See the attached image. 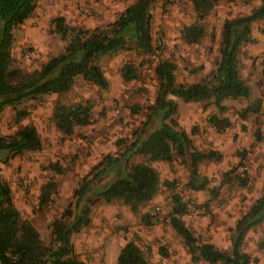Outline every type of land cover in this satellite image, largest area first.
Returning <instances> with one entry per match:
<instances>
[{"label":"rangeland","instance_id":"rangeland-1","mask_svg":"<svg viewBox=\"0 0 264 264\" xmlns=\"http://www.w3.org/2000/svg\"><path fill=\"white\" fill-rule=\"evenodd\" d=\"M102 1L81 0L73 7L68 5L70 0H37L33 14L13 29L12 67L25 75L38 70L65 45V40L54 31L53 19L63 16L66 24L75 26L71 23L75 15L97 17L102 15L99 7L105 11L110 8ZM118 1L125 8L134 0ZM260 3L261 0H221L205 17L206 34L201 42L187 45L180 35L181 29L195 19L192 3L189 0H155L151 12L153 42L158 48L156 56L134 50L103 56L99 63L108 82L106 89L78 78L66 93L40 95L21 103L18 108H25L28 114L19 124L15 122L12 107L0 113L1 134H11L20 126L33 124L42 139L40 151L22 152L5 163L0 162V173L10 185L15 207L37 228L45 244L51 240L52 221L73 202L74 190L83 176L106 156L119 155L125 142L135 136L146 120L158 87L153 72L157 57L176 63L177 82L191 83L207 77L218 59L223 21L247 14ZM113 15L104 18L101 25L77 27L105 26L117 18ZM252 36L254 41L242 45L239 53L240 74L251 88L248 98L225 99L223 111L212 100L185 102L174 98L178 103L177 123L188 132L194 146L202 151L214 149L221 153L218 161L199 163L200 175L206 176L211 186H217L223 173L235 168L239 174L245 171L250 182L241 186L234 180L221 187L217 198L210 199L207 191H191L185 187L189 170L181 158L172 162H152L161 181H174V188L162 185L156 196L136 213L120 200L98 201L92 207L91 221L100 226L91 233L100 231L102 239L83 241L81 234L85 227L72 236L75 253L84 264H113L117 251L128 238L137 241L149 264H209L193 262L188 247L170 226L173 193L180 194L186 202L187 212L181 218L197 240L211 242L221 249L229 247L236 221L264 192V20L253 23ZM125 63H134L137 67V77L128 82L123 80L120 71ZM258 98L262 100L261 112L242 120L238 111ZM79 102L91 105L90 123L77 126L69 136L64 135L54 124V106ZM211 115L225 117L231 125L218 130L208 121ZM141 160L142 156L135 155L129 163ZM53 163L59 165L60 171L50 167ZM110 176L102 175L96 186H102ZM47 181L55 182L56 188L52 200L41 206L38 196ZM145 213L152 216L150 224L142 221ZM261 241H264V220L248 231L242 244L252 264H264V249L258 246ZM99 242L102 243L99 245ZM161 249H165L166 256L161 254Z\"/></svg>","mask_w":264,"mask_h":264},{"label":"trees","instance_id":"trees-1","mask_svg":"<svg viewBox=\"0 0 264 264\" xmlns=\"http://www.w3.org/2000/svg\"><path fill=\"white\" fill-rule=\"evenodd\" d=\"M189 1L195 19L181 29L180 37L185 44L195 45L206 34L205 17L221 0ZM154 2L134 0L114 21L93 28L69 26L63 16H56L53 19L54 31L65 40L63 50L49 57L38 70L25 75L20 69L12 67L13 29L33 14L37 0H0V113L6 107H12L15 122L19 124L28 114L25 108H18L21 103L40 95L66 93L78 78L106 89L108 82L99 63L103 56L126 50L156 56L158 48L153 42L151 12ZM260 20H264V0L247 14L226 18L220 30L215 67L199 81L177 82L176 63L157 57L153 72L158 87L146 120L135 136L125 142L119 155L106 156L83 176L74 190L73 202L52 221L49 244L43 242L37 228L24 219L15 207L10 185L0 173V264H84L75 253L72 236L89 225L92 207L98 201L120 200L136 213L156 196L162 185L174 188V181H161L152 162H172L181 158L189 170L185 187L191 191H207L210 199L217 198L221 187L234 180L246 186L250 182L249 176L245 171L243 174L236 173L235 168L227 169L217 186H211L209 179L200 175L199 163L203 160L218 161L221 153L214 149L202 151L194 146L188 132L177 123L178 103L174 98L179 97L185 102L212 100L222 111L226 109L223 104L225 99L248 98L251 88L240 74L239 53L242 45L254 41L252 25ZM120 71L124 81L137 77L134 63L123 64ZM261 108L262 100L258 98L242 107L238 115L245 120L250 114L261 112ZM52 118L56 128L69 136L77 126L90 123L91 105L89 102L56 103ZM208 121L218 130L231 125L229 119L218 115L209 116ZM41 149L42 139L33 124L20 126L11 134L0 133V162L5 163L22 152ZM135 155L142 156L143 160L129 163ZM50 167L60 171L56 163ZM106 173L111 175L109 181L96 186L97 180ZM55 188L53 181H47L41 187L39 205H46L52 200ZM171 198L173 206L169 224L188 247L193 262L252 264L251 256L242 249V244L248 231L264 220V192L236 221L227 249L197 240L181 218L187 212L186 202L178 193H173ZM151 217L145 213L141 218L150 224ZM258 246L264 249V241ZM160 251L163 256L167 255L165 249ZM114 264L149 262L137 241L128 238L120 246Z\"/></svg>","mask_w":264,"mask_h":264},{"label":"crops","instance_id":"crops-1","mask_svg":"<svg viewBox=\"0 0 264 264\" xmlns=\"http://www.w3.org/2000/svg\"><path fill=\"white\" fill-rule=\"evenodd\" d=\"M70 1H71V3L68 2V5L72 4L73 7H74L76 2L77 1L80 2L81 0H70ZM102 2L105 3L106 5H110L109 6L110 8L105 11V10H103L102 6L99 7L100 11L102 13L101 16L84 18V17H80V16L78 17L77 15H75L73 21L71 22L72 25H75V26H94V25H97V24L99 25L100 23L102 24L103 19L106 18L107 16H109V15L110 16H114L113 14H115L116 16L114 18H116L124 10V7L120 6L121 3L118 0H103ZM97 226H100L99 223H97L94 220L90 221L89 225L85 227V232L83 234H81L82 235L81 236L82 240L83 241L85 240L86 242L87 241H99L98 239L102 237L101 236V232L97 230L98 233L97 232L96 233H91L94 230H96L95 228ZM101 243L102 242H99V245ZM118 252H119V250L117 251V253H116L115 257H114L113 264L116 261V256H117ZM205 263H207V262H205ZM176 264H179V262H177Z\"/></svg>","mask_w":264,"mask_h":264},{"label":"built area","instance_id":"built-area-1","mask_svg":"<svg viewBox=\"0 0 264 264\" xmlns=\"http://www.w3.org/2000/svg\"><path fill=\"white\" fill-rule=\"evenodd\" d=\"M116 112H118V110L116 109Z\"/></svg>","mask_w":264,"mask_h":264}]
</instances>
